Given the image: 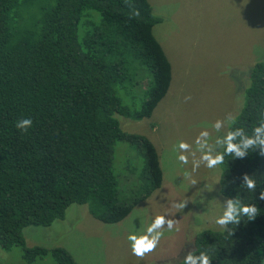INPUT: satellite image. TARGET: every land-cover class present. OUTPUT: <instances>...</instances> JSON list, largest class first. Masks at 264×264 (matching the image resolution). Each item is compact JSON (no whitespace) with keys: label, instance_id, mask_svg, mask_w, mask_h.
<instances>
[{"label":"trees","instance_id":"obj_1","mask_svg":"<svg viewBox=\"0 0 264 264\" xmlns=\"http://www.w3.org/2000/svg\"><path fill=\"white\" fill-rule=\"evenodd\" d=\"M133 9L140 15L130 19ZM162 21L147 0H0L3 251L19 247L28 263L50 255L53 264H77L62 247L28 248L24 229L50 227L71 205H87L97 221L117 224L161 187L156 148L142 135L123 132L116 117L150 118L169 90L171 64L152 32ZM237 73L244 79H235L243 86L242 103L224 136L237 128L252 136L264 113V54ZM29 118L32 125L22 133L16 124ZM117 143L141 158L138 172L121 178L127 187L135 182L122 191L112 169ZM262 150L254 145L243 158L225 155L217 166L220 195L255 205L256 218L241 216L238 225L227 226L232 234L200 231L194 255L205 252L211 264H264ZM223 151L220 145L216 153ZM244 174L256 181L255 191L242 187Z\"/></svg>","mask_w":264,"mask_h":264},{"label":"rangeland","instance_id":"obj_2","mask_svg":"<svg viewBox=\"0 0 264 264\" xmlns=\"http://www.w3.org/2000/svg\"><path fill=\"white\" fill-rule=\"evenodd\" d=\"M147 1L154 16L163 19L152 32L171 64L172 82L150 118L116 119L123 132L142 135L154 145L162 185L113 225L94 219L87 205H71L63 220L50 227L25 228L28 248L62 247L77 264H178L200 231L221 228L215 221L227 199L219 192L218 167L202 164L193 171L191 155L184 153L189 163L182 164L174 146L183 141L194 151L196 137L208 131L214 154L220 148L215 140L224 137L242 103L243 86L235 79L240 83L244 79L237 71L246 72L264 54V0ZM217 120L223 121L219 132L212 127ZM130 150L126 143L114 147L112 169L120 191L135 183L127 187L121 182L126 171L137 173L141 165L140 156ZM200 155L196 153L197 158ZM181 203L185 207L177 208ZM158 215L174 220V227L169 231L165 225L156 249L141 260L131 254L127 237L144 234ZM0 264H53V260L47 255L28 263L19 247L8 252L0 248Z\"/></svg>","mask_w":264,"mask_h":264},{"label":"clouds","instance_id":"obj_3","mask_svg":"<svg viewBox=\"0 0 264 264\" xmlns=\"http://www.w3.org/2000/svg\"><path fill=\"white\" fill-rule=\"evenodd\" d=\"M139 15V11L133 9L129 18L138 17ZM190 99V96L185 97V101ZM229 118L231 117L229 116ZM231 122L234 124L235 119H232ZM31 125L32 120L29 118L18 121L16 127L23 133L27 131ZM212 127L215 131L219 132L223 127V121L217 120ZM244 133V128H237L235 131H228L223 138H217L215 144L224 146L223 153L214 154V148L209 143L210 133L208 131H202L196 137V149L194 151L190 144L183 141L179 142L178 145H175L174 150L180 153L177 157L178 161L185 165L189 163V156L184 153L191 155L193 171H196L202 164L208 169H214L224 162L225 155H231L234 153L235 157L243 158L246 149L254 145L264 146V113L261 114L259 126H253L252 136H246ZM237 137L241 138L240 143L233 142ZM197 152L201 153L199 158L196 156ZM260 155L264 156V150L261 151ZM193 183H195V181H193ZM242 187H246L249 191H255L257 187L256 181L247 174H244ZM258 199L264 200V191L260 192ZM225 203L227 205L226 209H224L223 214L215 221V223L223 229H227L229 224L238 225L241 222V216H246L248 220H254L257 216L258 209L255 205H242L237 198L227 199ZM176 207L182 209L185 207V204L181 203L176 205ZM174 224V220L166 219L164 216L158 215L147 227L144 234L128 235L127 240L130 243L131 254L143 260L147 254L152 253L156 249L160 238L163 235L162 230L165 228V225L167 226V229L171 231ZM227 230L229 231V234H232L230 229ZM183 264H211V259L205 252H200L199 255H194L190 251L185 256Z\"/></svg>","mask_w":264,"mask_h":264}]
</instances>
